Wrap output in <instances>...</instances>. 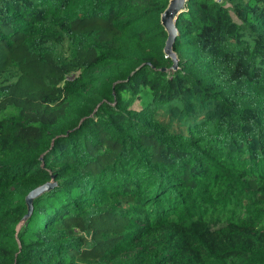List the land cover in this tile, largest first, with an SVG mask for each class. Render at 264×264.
<instances>
[{
    "label": "trees",
    "instance_id": "obj_1",
    "mask_svg": "<svg viewBox=\"0 0 264 264\" xmlns=\"http://www.w3.org/2000/svg\"><path fill=\"white\" fill-rule=\"evenodd\" d=\"M167 5L0 0V264H264V0Z\"/></svg>",
    "mask_w": 264,
    "mask_h": 264
},
{
    "label": "water",
    "instance_id": "obj_2",
    "mask_svg": "<svg viewBox=\"0 0 264 264\" xmlns=\"http://www.w3.org/2000/svg\"><path fill=\"white\" fill-rule=\"evenodd\" d=\"M186 0H168V5L164 12L160 16V22L163 26L164 30L167 33V38L164 43L163 52L167 57H170L174 63V67L176 64V56L172 52V43L173 40L177 34L176 28H175V19L176 16L180 13L182 9H184V4ZM51 186V184H45L41 187H38L26 196V203L28 207H30L32 199L42 193L44 190L48 189Z\"/></svg>",
    "mask_w": 264,
    "mask_h": 264
},
{
    "label": "rangeland",
    "instance_id": "obj_3",
    "mask_svg": "<svg viewBox=\"0 0 264 264\" xmlns=\"http://www.w3.org/2000/svg\"><path fill=\"white\" fill-rule=\"evenodd\" d=\"M234 20H235V18H234Z\"/></svg>",
    "mask_w": 264,
    "mask_h": 264
}]
</instances>
